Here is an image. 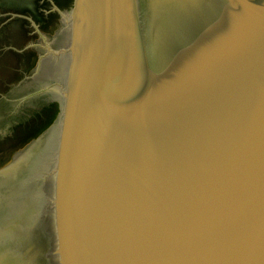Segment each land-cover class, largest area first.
Listing matches in <instances>:
<instances>
[{
    "label": "water",
    "instance_id": "95a60500",
    "mask_svg": "<svg viewBox=\"0 0 264 264\" xmlns=\"http://www.w3.org/2000/svg\"><path fill=\"white\" fill-rule=\"evenodd\" d=\"M8 9L0 264H264V0Z\"/></svg>",
    "mask_w": 264,
    "mask_h": 264
},
{
    "label": "flooded vegetation",
    "instance_id": "af4514ba",
    "mask_svg": "<svg viewBox=\"0 0 264 264\" xmlns=\"http://www.w3.org/2000/svg\"><path fill=\"white\" fill-rule=\"evenodd\" d=\"M2 1H5V3L12 2V0H0L1 3ZM77 1L79 0H22L19 7H10L8 10L29 15L37 22L39 28L44 34H55L59 28L61 30L64 22L61 13L74 9ZM26 32L24 31V40L26 39L27 42L37 40V34L32 36L31 33H33V31L31 29ZM27 57L29 58V61L32 60L36 62L37 56L31 50L27 52ZM58 116L59 111L57 110L45 114V118L27 129L24 135H27L29 140L37 138L48 130V127L58 118Z\"/></svg>",
    "mask_w": 264,
    "mask_h": 264
},
{
    "label": "trees",
    "instance_id": "16d2710c",
    "mask_svg": "<svg viewBox=\"0 0 264 264\" xmlns=\"http://www.w3.org/2000/svg\"><path fill=\"white\" fill-rule=\"evenodd\" d=\"M22 0H12L11 3H5V1L0 2V6L2 7H19Z\"/></svg>",
    "mask_w": 264,
    "mask_h": 264
}]
</instances>
